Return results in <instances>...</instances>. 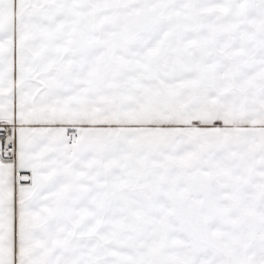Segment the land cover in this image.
Instances as JSON below:
<instances>
[{"label": "snow or ice", "instance_id": "obj_1", "mask_svg": "<svg viewBox=\"0 0 264 264\" xmlns=\"http://www.w3.org/2000/svg\"><path fill=\"white\" fill-rule=\"evenodd\" d=\"M0 264H264V0H0Z\"/></svg>", "mask_w": 264, "mask_h": 264}]
</instances>
